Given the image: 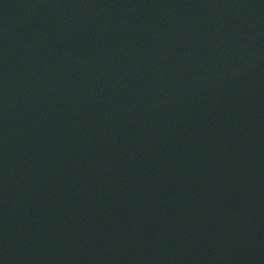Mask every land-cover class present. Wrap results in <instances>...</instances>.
<instances>
[{
	"label": "water",
	"instance_id": "95a60500",
	"mask_svg": "<svg viewBox=\"0 0 264 264\" xmlns=\"http://www.w3.org/2000/svg\"><path fill=\"white\" fill-rule=\"evenodd\" d=\"M0 264H264V0H0Z\"/></svg>",
	"mask_w": 264,
	"mask_h": 264
}]
</instances>
